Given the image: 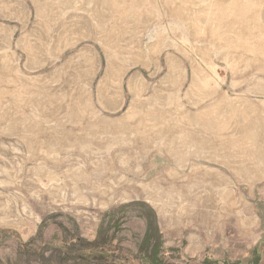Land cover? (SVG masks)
I'll list each match as a JSON object with an SVG mask.
<instances>
[{
    "label": "rangeland",
    "instance_id": "1",
    "mask_svg": "<svg viewBox=\"0 0 264 264\" xmlns=\"http://www.w3.org/2000/svg\"><path fill=\"white\" fill-rule=\"evenodd\" d=\"M0 264H264V0H0Z\"/></svg>",
    "mask_w": 264,
    "mask_h": 264
}]
</instances>
